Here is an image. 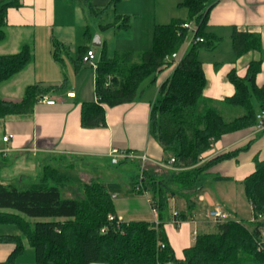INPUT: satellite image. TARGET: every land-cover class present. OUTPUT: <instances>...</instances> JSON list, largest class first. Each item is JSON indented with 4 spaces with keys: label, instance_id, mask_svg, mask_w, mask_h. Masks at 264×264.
<instances>
[{
    "label": "trees",
    "instance_id": "obj_1",
    "mask_svg": "<svg viewBox=\"0 0 264 264\" xmlns=\"http://www.w3.org/2000/svg\"><path fill=\"white\" fill-rule=\"evenodd\" d=\"M207 2L183 0L179 3L188 9V19L174 18L169 23L156 24L152 47L139 54L116 51L108 56L103 50L96 66L91 65L96 69L97 101L83 102L81 107L82 126H106L104 106L134 101L145 81H155L159 73L171 67L175 61L172 54L178 53L189 39L182 23L194 20L197 34L204 40L193 43L175 61L171 75L159 87L150 117V133L163 148L164 162L175 157L174 166L179 169L157 170L148 166L142 176L138 172L131 187L138 194H149L158 211V224L144 219L109 220L110 213L118 216L112 195L123 192L120 183L92 180L81 185L82 198L69 197L61 188L65 180L58 172L60 165L47 164L38 180L28 186L0 182V224H13L20 230L18 234L0 233V243L15 244L0 264H19L18 259L24 252L23 237L34 248L35 264H264V247L260 243L264 229V159H255V171L243 180L245 194L253 206L252 227L236 219L217 222L213 232L196 236L195 243L184 249L181 259L175 256L164 227L171 220L169 199L185 198L187 212H177L173 219L187 220L194 209L192 192L198 188L199 176L216 160L231 154H221L208 162L201 161L202 155L227 133L256 129L257 114L264 111V84L257 83L262 58L249 63L244 77L235 69L228 73L235 88L232 95L221 101L205 95L209 79L199 52L213 50L221 40L206 31ZM22 4V0H0V42L6 37L8 9ZM88 6L89 14L100 19L103 9L96 8L90 0ZM128 26L129 17L122 15L114 22L99 23L100 29ZM85 37L91 40L89 26ZM232 43L238 56L251 50L262 51L259 34L237 27L233 29ZM53 46L56 60H61V51L69 53L62 41L54 39ZM89 49L93 48L80 46L75 67L84 62ZM33 58L29 43L17 52L0 54V84L24 69ZM49 89L35 83L26 87L19 100L0 97V118L30 113L39 97ZM221 103L240 107L243 112L227 119ZM127 160L133 159L121 161ZM214 178L231 179L222 175ZM162 242L166 244L163 248Z\"/></svg>",
    "mask_w": 264,
    "mask_h": 264
},
{
    "label": "crops",
    "instance_id": "obj_2",
    "mask_svg": "<svg viewBox=\"0 0 264 264\" xmlns=\"http://www.w3.org/2000/svg\"><path fill=\"white\" fill-rule=\"evenodd\" d=\"M68 1L65 0L63 3L60 0H22V6L8 9L6 37L0 42V54L17 52L23 44L29 43L33 47L34 58L24 69L0 84V97L19 100L28 85L38 83L43 87H50L45 94L48 98L54 99L55 103L38 101L30 113L0 118V147L7 149L6 153H0V182L28 186L38 180L47 164L58 166L66 159L86 162L95 180L117 182L122 185V190L126 194L125 206L119 209L118 200L123 192H117L114 198L117 203L116 213L119 216L125 220L120 213L121 210H125L130 215L127 221L142 220L139 215L142 212L140 198L143 197L152 216L144 220L153 222L157 215L153 212L146 194L131 191L138 173L131 176L130 180L124 181L121 178V170L109 172L107 163L117 165L133 162L139 169L141 163L138 160L113 163L109 152L112 147H117L146 153L150 157L146 167H154L157 170L166 168L163 148L150 133V117L152 103L159 96V87L171 75L176 62L159 73L155 81H145L142 92L134 101L114 106L105 105L106 126L95 128L82 126V103L97 101L96 69L88 62L75 67L77 52L72 56L63 50L59 53L61 60H56L53 53V40H64L60 31L65 24L73 25L76 19L74 17L71 23L65 21L69 18L65 19L64 9L75 6H71ZM90 1L93 5L99 6L97 0ZM110 1L113 2L108 0V3ZM117 1L125 3L126 14H136L135 9H144L150 3V0ZM154 1H156L154 4L158 3V0ZM160 1L165 4L167 10L155 14L156 20L165 19L162 21L171 22L174 18L188 19V9L179 6L183 0ZM206 8L209 9L206 31L221 40L213 50L201 49L199 52V58L209 79L205 95L217 101L232 95L235 88L228 78V73L235 69L239 76L244 77L249 63L261 58L263 61L261 71L257 75V83L264 84V0H208ZM183 9L186 17H180L179 12ZM235 27L259 34L262 51L251 50L238 56L232 43ZM203 51L211 54L209 55L211 60H204ZM66 55L69 58L65 59ZM7 133H11L12 138L8 143H4L1 139ZM224 153L231 155L216 160L206 173L199 176L198 188L192 192L194 209L187 220H182L179 224L173 220L175 212H187L185 198L173 196L169 199L171 220L165 223L164 227L173 252L179 259L184 258V249L195 243L199 233L215 230L217 222L208 216V211L215 205L223 208L227 215L226 220L245 221L249 213L250 219L253 220V206L245 194L243 180L255 171V159H264V132L259 133L253 127L227 133L202 155L201 161L208 162ZM29 154L37 160L34 164L38 174L36 180H32V173L25 162ZM89 161L93 163L88 165ZM128 170L130 168L126 169ZM215 175L228 176L231 179L216 180ZM0 233L18 234L20 230L13 224H0ZM23 243L25 251L30 244L25 237ZM14 248L13 243H0V262H4ZM22 256L23 254L18 259L19 264Z\"/></svg>",
    "mask_w": 264,
    "mask_h": 264
},
{
    "label": "rangeland",
    "instance_id": "obj_3",
    "mask_svg": "<svg viewBox=\"0 0 264 264\" xmlns=\"http://www.w3.org/2000/svg\"><path fill=\"white\" fill-rule=\"evenodd\" d=\"M65 0H60V2L64 3ZM99 6H95L96 8L103 9L102 15L100 19H97L89 14V6L88 0H69L68 2L71 6H74L71 9H64L63 14L66 16L65 20L68 23L73 22V25H64V28L60 31L61 36L65 38L64 40L61 39L63 43L68 47L69 53L74 56L75 53L79 50L80 46L82 45H90L96 52V57L99 59L103 50L106 51L108 56H113L116 51H133L135 54H139L144 50H147L152 47L153 45V32L154 27L158 23H163L165 19H157L156 16L159 12L163 10L166 11L167 7L163 4L160 0H158L157 4H154V0H150L148 6L144 9H135L133 14H126L124 7L125 3L117 0L110 1L108 0H97ZM103 2V3H101ZM101 4V5H100ZM63 8L64 6L61 5ZM184 9L179 12L181 14L180 17H186L184 14ZM135 14V15H134ZM122 15L129 17V26L127 28L122 29H115V28H108V29H100L99 23H110L114 22L117 16ZM161 20V21H159ZM169 20V19H167ZM169 21H165L167 23ZM89 26V31L91 33V40H87L85 37L86 27ZM99 35L102 40V45L95 46L93 45V39ZM189 39L193 36V31H188ZM187 43L182 47V49L178 52L179 57L175 58V61H179L180 57L183 56L187 50ZM203 58L204 60H211L209 52L203 51ZM69 58L67 55L65 59ZM138 60V58H136ZM172 60V59H170ZM174 61V62H175ZM143 87V86H142ZM148 89V88H147ZM155 91V87L152 88ZM152 90V91H153ZM148 91H151L148 89ZM149 94V93H148ZM221 109L224 112V116L227 119H232L238 115H240L243 110L240 107H229L223 103L220 104ZM230 110L229 112L225 110ZM258 132V131H257ZM260 133V132H259ZM30 156L26 158L25 162L28 164L29 171L32 173V180H36L37 177V169L34 167L36 157ZM91 162V163H90ZM92 161L88 162V165L92 164ZM107 168L109 172H113L116 170H121V178L122 180H130L131 176L135 173L140 172L137 168L135 163L128 162V163H121V164H109L107 163ZM126 171V169H129ZM12 171V168H11ZM58 172L64 176V183H62V191L63 194L69 197H78L82 198L83 193L80 190V187L85 182H90L95 180V176L92 174L89 166H87L86 162H79L75 160L74 162L71 159H66L64 162L61 163L59 166ZM31 178V177H29ZM125 192L121 193L119 196L120 200L119 209L125 206ZM142 203V212L139 216L141 219H150L152 218L151 214L148 212L147 203L145 198H140ZM117 203H115L116 206ZM123 206V207H122ZM117 210V206L115 207ZM120 213L125 217V220L130 218V215L125 210H121ZM251 213L245 217V223L252 227V219ZM124 219V218H123ZM137 219V218H136ZM20 264H35V251L34 248L30 245H27L26 250L23 252V256L21 257Z\"/></svg>",
    "mask_w": 264,
    "mask_h": 264
},
{
    "label": "built area",
    "instance_id": "obj_4",
    "mask_svg": "<svg viewBox=\"0 0 264 264\" xmlns=\"http://www.w3.org/2000/svg\"><path fill=\"white\" fill-rule=\"evenodd\" d=\"M182 27L184 29H187L188 31H193V36L190 37V39H188L187 48L189 46H191L193 43H196L198 41H203L204 40L203 37H201L200 35L197 34V27H196L195 22H193V21H185V22L182 23ZM177 57H179L178 53H173L172 54V58L175 59ZM83 59H84V62H88L91 65L96 66L95 50L94 49H89L87 51V53L85 54ZM39 101L40 102H46L48 104H54L55 103V100L48 98L46 94L41 95L39 97ZM257 119L258 120H257V125H256V131L261 132V131L264 130V111L263 110L258 112ZM11 138H12V134L11 133H7V134L3 135L1 140L4 143H8ZM6 152H7V149H4V148L0 147V153H6ZM109 155H110L111 161L113 163H119L123 159L138 160L141 163L140 172H139L141 174V176L143 174V169L146 168V163L148 161H150V157L146 153H137V152L129 151V150H126V149H119L117 147H112V149L109 152ZM174 163H175V157H171V159L167 163H164V167L170 168V169H179V168H176L174 166ZM112 196H113V198H115L117 196V194L114 193ZM146 196L148 197V201H149V203L151 205V208H152L153 212L157 215L156 220L153 221V222H155V225H157L158 222H159L158 221L157 208L154 206L149 194L146 193ZM174 214H177V212H175ZM208 216L210 218H212L216 222L225 221L227 219V215H226L225 211L223 210V208L220 205H215L213 208H211L208 211ZM116 218L118 219V221L123 220V218L121 216H119V215L116 216L113 213L109 214V220H115ZM262 218H263V216L260 215L259 219H262ZM173 220L177 224H179L181 222V220H179L177 218H174ZM102 230L104 231L105 229L103 228ZM260 241H261L260 242L261 245L264 247V229L262 230V235H261ZM165 245H166L165 242L161 243V247L162 248L165 247ZM167 264H172V263H167Z\"/></svg>",
    "mask_w": 264,
    "mask_h": 264
},
{
    "label": "water",
    "instance_id": "obj_5",
    "mask_svg": "<svg viewBox=\"0 0 264 264\" xmlns=\"http://www.w3.org/2000/svg\"><path fill=\"white\" fill-rule=\"evenodd\" d=\"M102 44L101 37L99 35H96V37L93 39V45L100 46Z\"/></svg>",
    "mask_w": 264,
    "mask_h": 264
}]
</instances>
